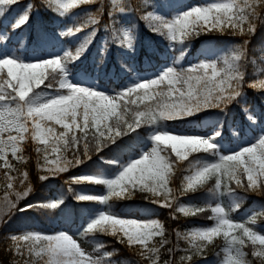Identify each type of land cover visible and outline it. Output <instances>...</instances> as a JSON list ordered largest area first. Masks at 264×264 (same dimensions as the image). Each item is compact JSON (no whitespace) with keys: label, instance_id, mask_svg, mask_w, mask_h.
Instances as JSON below:
<instances>
[{"label":"snow or ice","instance_id":"snow-or-ice-1","mask_svg":"<svg viewBox=\"0 0 264 264\" xmlns=\"http://www.w3.org/2000/svg\"><path fill=\"white\" fill-rule=\"evenodd\" d=\"M43 2L59 17H66L96 0ZM144 3L147 5L148 0ZM17 4L18 0H0V18H5ZM111 5L108 16L113 23L106 27V31L110 29L111 43L134 52L133 30L116 26V14H126L123 0H111ZM33 9L34 5L28 3L13 19L11 31L28 23ZM260 9H264V0H211L182 8L169 17L146 10L140 19L150 31L166 39L173 51L179 45L180 54L154 76L137 77L111 91L73 79L69 67L82 57L96 36L94 26L100 22L96 14L88 13L82 22L78 20L60 33L74 37L85 29H92L74 53L67 50L56 56L28 59L10 50H0V174L3 180L0 187L5 189L6 204L5 209H0V221L17 210L18 201L32 191L30 185L23 191L17 190V184L25 185L29 175L16 166L28 163L23 154L25 143L34 145L37 168L45 173L40 180L46 181L83 165L93 154L106 148L119 149L125 137L136 134L138 139V130L148 128L150 147L142 148L127 162L101 157L105 163L118 167L113 176L100 172L71 178L73 184L103 185L107 190L103 195L76 194L77 201L106 206L88 218L81 234L110 235L135 250L146 264H159L161 249L170 243L164 225L159 220L122 217L111 211L110 201L130 200L139 191L147 194L145 199L149 203L174 208L185 217L211 212L208 219L214 221L212 226L176 233L177 241H185L187 248L180 249L178 244L168 248L169 253L183 251L185 254L180 260L184 264H192L194 257L203 256L205 249L217 239L223 241L216 253L218 264H264V234L254 230L257 214L243 222L235 221L231 215L240 207L238 190L264 195V131L247 144L224 152L220 143L223 123L219 120L207 135L169 132L165 123L187 120L207 110L224 112L233 103H243L248 120L256 122L244 100L245 87L264 94V67L257 69L249 82L242 63L246 58L243 46L237 45L223 55L188 66L181 62L187 54V45L202 34L230 31L234 35H254L257 21L264 22ZM0 40L4 42L0 48L6 47L11 40L8 28L0 30ZM108 44L106 40L100 50L101 62L107 55ZM121 66L126 67L123 63ZM237 134L234 129L233 135ZM199 153L216 159L209 161L198 155L190 159ZM185 161L183 170L187 174L180 188H173L172 178ZM68 190L71 192V187ZM201 190L215 197L232 196L230 209L221 203L205 206L178 203L180 196ZM63 203L60 198L27 204L18 210L57 209ZM9 239L13 243L10 250L21 257L22 264H112V253L93 256L65 231L53 234L26 231ZM103 247L102 243L97 244V251ZM246 248L250 250L245 251Z\"/></svg>","mask_w":264,"mask_h":264},{"label":"trees","instance_id":"trees-1","mask_svg":"<svg viewBox=\"0 0 264 264\" xmlns=\"http://www.w3.org/2000/svg\"><path fill=\"white\" fill-rule=\"evenodd\" d=\"M194 1H201L203 4L211 2V0H148L146 5L144 0H123L126 14H116L118 21L116 26L121 27L123 24H127L133 30L136 36L134 52L119 49L111 43L110 29L106 31V27L113 23V20L108 16V11L112 10L111 0H96L91 5L81 6L80 9L73 10V13L66 17L56 15L44 4L43 0H18V4L11 7V11L6 13L5 18H0V29H9L11 40L8 43L12 44L18 53L27 54L31 51L45 53L47 50L61 45H67L68 49L74 53L79 42L92 29H85L74 37H64L60 33L67 28L73 27L78 20L82 22L88 13L96 14L100 21L98 25L94 26L97 29L96 36L92 38V43L82 57L69 65V67L73 68V70H88L97 66V75L101 83L112 90L119 88L121 81L132 73V69L129 66L130 62L133 61L135 68L139 71L155 70L158 65L168 61L171 54H173L172 61L180 54L179 45L173 51L166 39L149 30L146 22L140 19L141 15L146 10L153 11L157 9L163 15L169 17L174 15L178 9ZM28 3L34 5L29 22L14 32L11 31L10 24L13 19L21 13ZM260 11L261 15L264 16V9H260ZM102 37H104V42L107 40L109 44L107 55L103 57L101 62L100 50L104 44ZM0 44H3L2 40H0ZM237 45L243 46L245 49L246 58L242 63L247 79L251 82L255 71L264 67V22L261 21H257L254 35H234L230 31L202 34L187 45V54L181 63L183 66H188L207 59L208 56L215 58L230 51ZM253 60L256 61V64L252 63ZM122 63L126 67H122ZM113 78H116V81ZM244 100L251 114L256 115L255 123L248 120L247 115L243 111V103H233L224 112L218 109L207 110L187 120L165 122L166 127H176L186 133L203 134L212 129L215 122L219 120L223 123L221 145L226 142L234 144L241 138L250 137L251 134L257 135L259 133L256 127L257 123H264V94H261L258 90L245 87ZM237 124L238 134L233 135V128ZM150 131L148 128H142L138 130V139L136 134H132L131 138L125 137L119 149H116L115 146L106 148L101 153L93 154L92 159L86 161L83 165L71 168L68 172L46 181L40 180V176L45 173L37 168L34 145L31 142L25 143L23 154L28 158V163L17 164L16 166L21 171H27L29 175L25 185L17 184V190L23 191L24 188L30 185L32 191L28 197L18 201L17 210L5 215L3 220L0 221V264H17L18 261L22 264L21 257L16 256L14 251L10 250L13 247V243L9 239L11 235H19L26 231L53 234L63 226L71 231L78 232L86 239H95L98 243H102L104 245L102 249L106 253L113 254L110 259L115 264H146V261L135 250L118 243L115 237L103 233L81 234L85 226V220L89 215L96 213L100 208L104 207L106 209V206L99 205L97 202L77 201L75 199L76 194L83 192L102 195L101 193L106 188L103 185L73 184L70 181L72 177L82 174L102 172L106 176H113L118 171V167L107 164L104 160L118 159L121 163L127 162L130 157L138 155L141 148L149 141ZM197 155L209 161L216 159L204 153L194 154L190 156V159ZM69 156H71V153H69ZM173 159H175L174 156ZM14 163L16 162L14 161ZM186 164L187 161L183 162L176 170L172 178L171 187L180 188L181 180L187 174L183 170ZM2 183V174H0V184ZM211 183H209V187ZM70 187L72 189L71 192L68 190ZM4 191L5 189L0 187V206L4 202ZM238 195L240 207L231 213L232 218L235 221L243 222L253 214H257V223L254 226V230L262 234L261 231H264V195L242 190H238ZM146 196V193L136 191L130 200H112L110 201L111 211L117 216H135L140 219L159 220L164 225L166 238L170 241L168 245L161 249L159 264H166V262L184 264L180 257L185 253L183 251L169 253L168 248H172L177 244L180 249L187 248L188 245L185 241L182 239L177 241L176 233H185L193 228L212 226L214 221L208 219L211 212L205 211L194 216L185 217L183 214L175 212L174 208H163L149 203L145 199ZM60 198L63 199L64 203L57 209L33 208L26 212L18 210L27 204H36ZM233 199L229 195L215 197L207 191L201 190L180 196L178 203L193 206L221 203L230 209ZM70 203H73V206ZM174 215L175 219H173ZM222 244V239H217L214 245H209L205 249L203 256L194 257L192 264H218L216 253L220 250ZM249 250V248L245 249V251ZM249 258L252 259L251 256Z\"/></svg>","mask_w":264,"mask_h":264},{"label":"rangeland","instance_id":"rangeland-1","mask_svg":"<svg viewBox=\"0 0 264 264\" xmlns=\"http://www.w3.org/2000/svg\"><path fill=\"white\" fill-rule=\"evenodd\" d=\"M203 4L201 1H194L190 4H188L187 6L183 7V8H187L190 5H200ZM182 9V8H181ZM179 9V10H181ZM177 10V11H179ZM154 12H157L158 14H162L161 11H158L157 9L153 10ZM176 11V12H177ZM175 12V14H176ZM174 14V15H175ZM121 27H126L129 28V26L127 24H123ZM130 29V28H129ZM0 30H3V28H1ZM102 42H104V37H102ZM4 43V42H3ZM0 50L2 51H12L14 52L16 55L21 56V57H27L28 59H35V58H44V57H49V56H56L58 54H63L64 51L69 50L67 45H61V46H56L51 50H47L45 53H40V52H28L27 54H23V53H18L15 50V47L12 44L7 43L6 47L0 48ZM207 59H211L209 56L207 57ZM173 60V54H171L168 58V61H165L163 63H161L160 65H158L156 67L155 70H147V71H132V73L126 77L123 82L121 83V86H124L125 84H127L130 80L135 79L137 77H152L154 76L156 73H158L161 69H163L166 65H170L172 64ZM131 67L132 70H134V63L131 62V64L129 65ZM72 70V78L76 79V80H82L85 83H95L97 87L101 88L102 90L105 91H111V89H108L107 86H105L104 84H102L98 77H97V72H96V68H93L91 70H83V69H78V70H73V68H70ZM254 117L256 116L255 114ZM214 126V125H213ZM256 127L258 128L259 133L257 135H252L248 138H241L239 139L236 143L234 144H229V142L224 143V145H222V151L227 152L231 149H237L241 146L242 143L247 144L249 141L254 140L262 131H264V123H259L256 125ZM169 132H184L176 127H169L167 128ZM239 130L238 129V124L235 125V127L233 128V130ZM213 131V128L210 129L209 131L203 133L202 135H207L209 133H211ZM150 141H148L142 148L145 147H150ZM141 148V149H142ZM111 177V176H110ZM62 191H64V189H62ZM106 191H103L101 194H106ZM73 206V203H70ZM6 208V204L3 202L0 206V209H5ZM104 208V207H103ZM102 208H100L99 210H101ZM105 209V208H104ZM98 210V211H99ZM97 211V212H98ZM96 213L90 214V216L95 215ZM88 217V218H89ZM122 217H127V216H122ZM134 218L140 219L139 217H135ZM88 218L85 220V224L88 220ZM140 220H148V219H140ZM60 231H65L67 233H69L70 235L73 236L74 239L77 240V242L81 245V247L88 253L92 254L93 256H97L100 255L102 253H106L103 249H100L99 252L97 251V244L98 243L95 239H86L85 237L79 235L78 232L75 231H71L69 230L67 227L63 226L59 229H57V232ZM262 234H264V231H261ZM112 264H115L114 262H112Z\"/></svg>","mask_w":264,"mask_h":264}]
</instances>
